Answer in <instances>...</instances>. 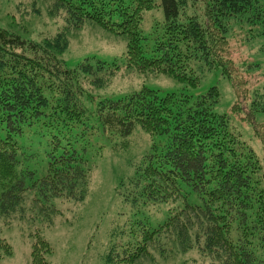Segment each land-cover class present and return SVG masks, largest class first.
I'll return each mask as SVG.
<instances>
[{
	"label": "trees",
	"instance_id": "1",
	"mask_svg": "<svg viewBox=\"0 0 264 264\" xmlns=\"http://www.w3.org/2000/svg\"><path fill=\"white\" fill-rule=\"evenodd\" d=\"M49 1L58 15L77 28L90 21L125 35V65L138 72L164 74L189 88L200 82L190 60L201 61L209 70L220 69L236 92L233 113L256 123V102L249 108L241 103L248 94L247 81L231 58L226 33L230 19L245 12L256 10L255 16L264 18L263 2ZM159 5L165 21L152 42H147L142 29L145 12ZM189 5L201 8L202 19L184 14ZM60 35L56 41L65 40ZM56 41H49L48 46L0 25V200L16 204L31 192L83 199L93 167L81 143L90 117L110 140L127 137L141 125L152 136H172L161 155L145 157L149 161L142 179L136 182L141 194L151 202L168 203L187 197V187L204 200L205 206L187 202L185 209L176 210L158 226H144L142 233L133 230L135 241L127 242L122 255L112 257L119 259L118 264H135L142 253L147 254L151 240L178 220L183 223L184 213L192 210L202 214L204 228L196 224L199 227L191 231L188 248L195 246L205 264H255L254 247H264V171L253 149L231 131L228 116L216 112L214 107L221 96L218 87L212 86L193 99L187 92L162 95L143 86L89 109L79 99L85 91L84 81L103 83L98 71L113 74L121 65L102 60L93 64L86 58L78 67H68ZM254 134L264 148V124L256 123ZM47 243L35 244L33 264H49L44 253Z\"/></svg>",
	"mask_w": 264,
	"mask_h": 264
},
{
	"label": "rangeland",
	"instance_id": "2",
	"mask_svg": "<svg viewBox=\"0 0 264 264\" xmlns=\"http://www.w3.org/2000/svg\"><path fill=\"white\" fill-rule=\"evenodd\" d=\"M259 2L264 3V0ZM184 14H196L202 19L200 7L189 5ZM256 14L253 10L230 19L226 36L231 58L247 81L248 94L241 103L249 108L253 101L256 102L255 107L259 110L254 112L255 122L264 124V18H257ZM164 21L161 5L145 12L142 29L147 42H152ZM0 25L27 40L48 46L49 41H56L62 34L65 40L56 42L60 43V56L71 68L78 67L86 58L93 64L97 60L120 64L121 68L113 74H108L107 70L98 71L103 83L84 81L85 91L79 99L89 109L103 100L122 98L143 86L158 90L162 95L187 92L193 99L217 86L221 96L214 107L216 112L228 116L231 131L253 149L264 171V148L254 134L256 123L233 113L236 92L220 69L209 70L201 61L190 60L189 65L200 76V82L195 87L185 88L184 83L170 76L128 68L125 65V35H116L90 21L77 28L58 15L49 0H0ZM242 116H245L244 110ZM87 124V134L81 143L85 147L84 155L93 167L85 187L86 195L79 199L46 197L31 192L16 204L0 200V264H33V250L40 241L49 244L44 252L49 264H118L119 259L112 256L122 255L127 242L135 241L133 230L142 233L144 226L149 229L158 226L176 210L185 209L187 202L205 206L204 200L187 187L184 188V193H189L187 197L154 203L146 200L140 186L136 185L149 161L145 157L161 155L170 145L171 135L152 136L137 125L127 137L110 140L92 117ZM91 130L95 132L90 133ZM184 214L183 223L178 220L151 240L149 251L142 253L135 264H201L204 258L195 246H188L191 231L198 230L196 224L200 228L204 226L202 214L198 216L192 210ZM199 244L202 245V241ZM254 251L258 258L255 264H264V247L255 246ZM191 252L195 253L189 255ZM203 256L211 261L205 252Z\"/></svg>",
	"mask_w": 264,
	"mask_h": 264
}]
</instances>
